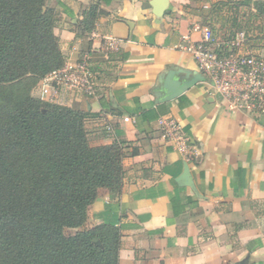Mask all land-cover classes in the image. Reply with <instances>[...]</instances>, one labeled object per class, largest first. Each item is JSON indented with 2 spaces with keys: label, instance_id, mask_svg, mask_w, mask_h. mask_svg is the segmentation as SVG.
Masks as SVG:
<instances>
[{
  "label": "crops",
  "instance_id": "crops-1",
  "mask_svg": "<svg viewBox=\"0 0 264 264\" xmlns=\"http://www.w3.org/2000/svg\"><path fill=\"white\" fill-rule=\"evenodd\" d=\"M152 1L99 2L103 13L93 32L118 39V51L107 61L95 55V98L63 102L86 115L91 147L122 144L125 155L120 193L99 189L83 229L115 227L118 264H264V114L229 110L207 77L176 99L159 101L168 72H199L180 49L183 37L198 40L191 33L198 17L191 0H168L156 17ZM92 2L98 0H57L53 34L65 60H77L92 43L99 48L89 36H76ZM258 41L264 47V37ZM160 118L181 125L192 161L163 138ZM185 167L191 187L181 179Z\"/></svg>",
  "mask_w": 264,
  "mask_h": 264
},
{
  "label": "trees",
  "instance_id": "trees-1",
  "mask_svg": "<svg viewBox=\"0 0 264 264\" xmlns=\"http://www.w3.org/2000/svg\"><path fill=\"white\" fill-rule=\"evenodd\" d=\"M46 2L0 0V264H118L119 231L83 226L99 189L120 193L122 144L91 147L83 112L30 94L64 63ZM99 2L77 21V38L93 32Z\"/></svg>",
  "mask_w": 264,
  "mask_h": 264
},
{
  "label": "built area",
  "instance_id": "built-area-1",
  "mask_svg": "<svg viewBox=\"0 0 264 264\" xmlns=\"http://www.w3.org/2000/svg\"><path fill=\"white\" fill-rule=\"evenodd\" d=\"M191 33L196 34L198 40L190 42L188 36L183 37L187 44L180 49L192 56L199 72L213 83L228 109L264 114V55L226 56L208 27L195 24ZM88 41L98 42L99 48H95L92 43L80 53L77 60L64 59L60 69L48 73L38 82L34 89L38 99L64 105L65 98L71 102L97 96L99 85L92 69L95 55L100 54L107 61L111 54L118 51L120 41L96 32L89 35ZM123 121L130 122L128 118ZM158 124L163 138L173 149L186 161H192L195 152L181 125L171 118H160ZM105 131L111 134L113 127L106 125Z\"/></svg>",
  "mask_w": 264,
  "mask_h": 264
},
{
  "label": "rangeland",
  "instance_id": "rangeland-1",
  "mask_svg": "<svg viewBox=\"0 0 264 264\" xmlns=\"http://www.w3.org/2000/svg\"><path fill=\"white\" fill-rule=\"evenodd\" d=\"M253 0H191L189 7L197 14L198 24L208 27L217 42L220 43L222 53L226 56L256 54L261 47L259 38L264 37V17L256 15ZM248 2V5L245 4ZM46 5L56 17L57 0H47ZM56 23L59 22L57 18ZM243 34V36H241ZM260 55V54H259ZM30 86V82H26ZM24 86H19L15 92L19 93ZM30 94L34 97V88ZM75 230H65L67 236L73 235Z\"/></svg>",
  "mask_w": 264,
  "mask_h": 264
},
{
  "label": "water",
  "instance_id": "water-1",
  "mask_svg": "<svg viewBox=\"0 0 264 264\" xmlns=\"http://www.w3.org/2000/svg\"><path fill=\"white\" fill-rule=\"evenodd\" d=\"M168 5V0H153L151 2L153 14L156 17H161L168 8ZM205 80V76L199 72L179 73L176 69H173L168 72L160 82V86L157 89L159 101H172L182 95L184 92L188 91L195 84L205 82ZM181 179L186 183H190V174L187 167H185ZM187 185L191 187V183ZM97 241V239L94 240L95 243Z\"/></svg>",
  "mask_w": 264,
  "mask_h": 264
}]
</instances>
